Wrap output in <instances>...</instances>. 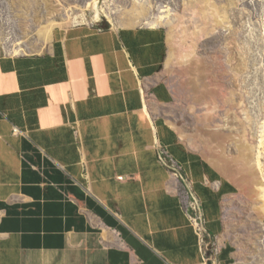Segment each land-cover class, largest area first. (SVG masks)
Instances as JSON below:
<instances>
[{
  "label": "crops",
  "instance_id": "crops-1",
  "mask_svg": "<svg viewBox=\"0 0 264 264\" xmlns=\"http://www.w3.org/2000/svg\"><path fill=\"white\" fill-rule=\"evenodd\" d=\"M166 54L160 28L80 24L0 56V264H264V226L225 236L235 185L164 117Z\"/></svg>",
  "mask_w": 264,
  "mask_h": 264
},
{
  "label": "rangeland",
  "instance_id": "rangeland-1",
  "mask_svg": "<svg viewBox=\"0 0 264 264\" xmlns=\"http://www.w3.org/2000/svg\"><path fill=\"white\" fill-rule=\"evenodd\" d=\"M93 1L0 0V56L44 52L49 41L42 31L51 27V34L80 24L164 30L167 54L158 73L169 96L164 117L235 185L224 201L233 204L230 214L223 206L225 236L246 247L264 226V0H98L114 24L90 20ZM260 150L262 170L252 162Z\"/></svg>",
  "mask_w": 264,
  "mask_h": 264
},
{
  "label": "bare ground",
  "instance_id": "bare-ground-1",
  "mask_svg": "<svg viewBox=\"0 0 264 264\" xmlns=\"http://www.w3.org/2000/svg\"><path fill=\"white\" fill-rule=\"evenodd\" d=\"M90 8L89 9H91V11L93 12L92 14V16H91V19L89 18V12H87L86 14H85V18H83V20H86V19H90L92 22H94V23H99V22H101V20H102V17L103 18H105L106 20H108L110 23L111 22H113V24L115 23L114 21H111V19L109 18V16H108V14L104 11V10H102V9H99V2H98V0H94L91 4H90V6H89ZM90 11V10H89ZM163 20H164V18L163 17H160V20H159V23L160 24H162V22H163ZM144 23H146V24H149V22H146V20H144L143 21ZM70 23L71 22H68L67 23V25H70ZM141 23V22H140ZM139 23V24H140ZM121 26H124V27H132L131 25H128V24H124V23H121ZM151 27H157L156 26V24H153V25H151ZM51 29H52V27L50 28V29H44L43 31H42V37L45 39V40H47V41H50V39H51V35L53 34H51ZM263 134H264V132H263ZM262 134V135H263ZM261 135V136H262ZM262 137H264V136H262ZM261 145H262V147H264V138H262V141H261ZM263 149V148H262ZM262 154H263V152H261V150L259 151V153H258V155H257V157L255 158V159H253V167H255V168H259V169H261L262 170ZM255 193V192H254Z\"/></svg>",
  "mask_w": 264,
  "mask_h": 264
},
{
  "label": "built area",
  "instance_id": "built-area-1",
  "mask_svg": "<svg viewBox=\"0 0 264 264\" xmlns=\"http://www.w3.org/2000/svg\"><path fill=\"white\" fill-rule=\"evenodd\" d=\"M159 159H160V162H162L164 165H169V166H172L178 169L176 162L171 158V156L168 154V152L165 149H162V148L160 149ZM189 208L194 214H196L194 218H192V220L197 225L198 233L202 234L204 230L203 219L201 218V215L199 212L198 203L192 200V202H190ZM167 264H171V263H167Z\"/></svg>",
  "mask_w": 264,
  "mask_h": 264
}]
</instances>
